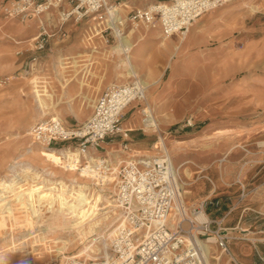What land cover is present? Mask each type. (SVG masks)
I'll return each instance as SVG.
<instances>
[{"label": "rangeland", "instance_id": "rangeland-1", "mask_svg": "<svg viewBox=\"0 0 264 264\" xmlns=\"http://www.w3.org/2000/svg\"><path fill=\"white\" fill-rule=\"evenodd\" d=\"M16 1L0 0V194L13 204L3 213L7 223L0 227V252L22 240L30 244L50 229L54 220L67 215L64 199L73 197L84 202L81 212L67 215L69 221L79 218L84 230L80 235L65 225L52 227L44 245L35 243L8 252L1 264H60L73 254L105 256L111 236L106 240L108 245L98 237L114 228L118 219L119 211L112 217L106 211L113 200L114 186L100 190L91 177L81 174L79 166L67 169L61 159L48 158L49 146L34 142L31 130L50 117L60 118L71 128L82 126L105 88L135 79L126 65L134 53L138 69L131 58L133 69L139 79L145 80V94L153 107L151 111L147 98H140L124 109L121 123L130 129L129 154L162 153L155 143L160 136L166 139L172 162L184 164L178 180L184 184L187 212L207 198L220 201L219 206H208L212 216H224L236 204L227 216V225L232 227L241 219V226L250 229V240L232 239L230 249L241 252L236 257L240 264H264L257 250L264 256V209L253 197L264 188V2L233 0L206 12L187 30L188 35L193 31L190 44L187 36L173 55L183 37L180 32L164 40L166 34L161 28L140 27L124 35L129 46L122 48L120 40L117 43L111 37L107 40V36L92 34L87 22L71 17L64 24L67 36L63 38L57 10L32 19L13 17L9 12ZM119 1L128 3L124 12L154 2ZM45 19L52 36L44 49H38L35 37L40 20ZM133 42L137 44L130 50ZM94 49L98 51L92 52ZM149 112L151 117H146ZM139 136L148 137L150 142L141 147L133 144ZM170 139L175 140L170 144ZM125 141L122 135L106 140L98 153L113 151L117 157H128ZM64 144L68 143L56 142L50 148L67 147ZM27 166L40 177L21 182L19 189L6 190L5 185ZM239 178L247 186L244 200H240ZM42 180H48L47 185L55 190L44 189L38 198L35 190L44 187L39 182ZM79 183L88 188L74 189ZM25 188L31 198L21 203L18 197ZM3 205L0 203V212ZM96 207L104 216L97 215V231L88 232V218ZM37 208L39 217L33 213ZM20 213L25 216L19 217ZM234 233L240 235L238 230ZM243 242L252 249L243 251ZM211 246L210 264H232L214 242Z\"/></svg>", "mask_w": 264, "mask_h": 264}, {"label": "built area", "instance_id": "built-area-1", "mask_svg": "<svg viewBox=\"0 0 264 264\" xmlns=\"http://www.w3.org/2000/svg\"><path fill=\"white\" fill-rule=\"evenodd\" d=\"M231 1L154 0L149 6L124 12L123 7L127 6H122L119 0H18L9 13L13 17L32 19L57 10L63 38L67 36L64 24L73 17L77 22H87L92 34L118 41L140 27L161 28L169 35L185 34L195 19ZM50 28L47 19L40 20L36 48L46 47L52 36ZM137 90L136 82L108 86L96 99L91 116L80 127L71 128L61 119L50 117L37 122L31 130L36 143L54 146L62 142L68 143L63 146L76 149L82 158L80 166L92 172L95 186L100 190L114 186L113 199L119 209L108 256L86 258L73 254L60 264H209L199 239L211 237L229 256V263L240 264L229 243L232 239H250L246 228L240 227V235H235L233 228L227 225V216L236 204L224 216H212L208 206L213 205L215 199L207 198L189 215L169 154L163 149L153 156L129 154L130 129L122 126L121 118L124 109L135 99ZM120 135L126 140L123 148L129 155L115 169L116 157L98 151L103 142ZM113 175L115 179L110 181ZM237 182L241 186L240 200H244L248 195L247 186L241 178ZM201 213L207 217L198 219L196 215ZM253 243L256 245V241ZM257 250L264 262L258 247Z\"/></svg>", "mask_w": 264, "mask_h": 264}, {"label": "bare ground", "instance_id": "bare-ground-1", "mask_svg": "<svg viewBox=\"0 0 264 264\" xmlns=\"http://www.w3.org/2000/svg\"><path fill=\"white\" fill-rule=\"evenodd\" d=\"M125 3L126 2H121V5L122 6H128V4L127 3L125 4ZM150 4H152V3H149L146 6H149ZM187 32L185 34H182V36L184 37L187 34ZM166 35H169V34H166ZM118 41H117V43H118ZM120 46L122 48L123 47L124 48H127L129 46V42H128V40L125 39L124 36H122V38L120 39ZM120 46L116 47L115 50L117 51ZM126 65L131 69L132 75L135 77V79L132 80L131 82H136L137 83V87H138V90L136 92V97L133 100V102L136 101L137 99H140V98L141 99H146L147 98L146 97V94H145L146 84L144 83V81L142 79H139L138 78L137 72L134 71L133 64H132V62L130 60V55H129V57L126 60ZM149 109L152 111V107L149 108ZM145 115H146V117H148V116L151 117V115H149V114H145ZM154 116H155V114H154ZM53 118L60 119V118H57V117H53ZM159 124H160V120H159ZM153 128H156V126L153 125ZM155 144H156L155 148L161 147L171 157V155L169 153V149L167 147L166 139H164L162 136H160L159 139L156 141ZM50 147H54V146H49V147L46 148L49 151L47 153L48 158L52 159L53 157H55V158L61 159V161L63 162V164L64 165H67L66 166L67 169H69L71 166H74V165L79 166V168H77V169H79V171L81 172L82 175H85V176H88V177H93V174H92V172L90 170L88 171L87 168H84L83 166H80V163L82 161V158L80 157V154L78 153V151L76 149H74L71 146L62 147V148H50ZM108 153L109 154H112V155H115L113 153V151H108ZM58 154H60L61 156H59ZM117 155H119V154H117ZM126 158H128V157H125L124 158V157H122L120 155H119V157L116 156V159H114V161H113V162H115L114 165H113L115 167V169L119 165V163L121 161H123L124 159H126ZM171 163H172L173 170L175 172V176H176L177 179H179L180 170L184 166V164L183 163L182 164H176L174 162V160L172 162V157H171ZM185 171H187V168H185ZM31 172H32V169L29 166L24 167L23 170H22V172L16 173L14 175V177L11 179V181H9L5 185L6 190L8 189V191H9V190L19 189V188H21L20 187V183L23 182V181L25 182V180H27L28 178H32V179L35 180V179H37V178L40 177L39 176V173H37V172L31 173ZM109 179H110V181H113L115 179L114 178V175L111 176ZM179 180H178V183H179L178 185L180 186L181 191L182 190L184 191V184L181 183ZM39 182H42L44 184V187L38 188V189L36 188L35 192H37L38 198H40V193L44 189L55 190L52 187L53 185L51 187L47 185V183H49L48 180H46V181L45 180H42V181H39ZM57 184L62 185V186H65L64 185L65 183H63V182H59ZM77 186L78 187H74V189H77L78 188L79 190H85V189L88 188L86 185H83V184H80V183ZM59 189H61V188H59ZM23 190L24 191H21L20 192V195L18 197L19 198L18 201L21 202V203L23 201H26V200L29 201L30 198H31L30 190L27 189V188H25ZM183 191H182V194H184ZM74 195H75V193H74ZM74 195H72V196H74ZM6 197L7 196L3 195L2 193L0 194V203L1 204H4L2 206L3 209L0 212V227L5 226L6 223H7L6 218L3 217L4 211L6 209H10V206H11V208L13 207V204H11L10 201H8L6 199ZM84 198H86V196H84ZM83 203L84 202L81 199L73 200V197L72 198H69L68 200H65V199L63 200V204L65 206H67V209L66 210L69 211V213L67 215H69L70 213L76 215L78 212H81L80 210L83 207V205H82ZM68 205H70V206H68ZM185 206H187V205H185ZM117 209L118 208H117V205L114 202V199L111 200L110 203H109V208H108V210H106L107 212H109V217H112V213L119 211ZM95 210H96V212H93L92 211L90 213V215H89V218H88L89 219L88 220V232H93L95 230L97 231L96 228L98 227V222H99V219H100V218L97 219V215H101V214L103 215V213H104L101 208L96 207ZM191 211H189V209H188V212L187 213L190 215L191 214ZM33 213H34L35 217H39V215H40L38 208L37 209H34ZM67 215L61 216V218H57L56 220H54L52 222L51 228L48 229V230H46L45 232H43V234L38 235L37 237H34L33 240L30 242V244L27 241L22 240L18 244L13 243L6 250H2L0 252V264H1V261L5 260L6 254H8V252H15L16 249H18V248L24 250V249H27L29 247V245H33L35 243L40 244V245H44L46 242H48V239H46V237L49 235L50 231L54 227L58 228L59 226L60 227H63L65 225V226H68L69 227V229L71 230V232L76 231V232H78L81 235L82 232H83V230H84V228L82 227L83 222H80L79 221V218H77L76 220H70L69 221V218L67 217ZM24 216L25 215H23L22 213L19 214V217H24ZM118 216H119V213H118ZM196 217L198 219H201L202 220V219L206 218L207 216H206V214L201 213V214H197ZM101 230H102V228H101ZM101 230H99V232ZM113 233H114V228L111 227V228L107 229L105 232H102V234H100V236L98 237V239H100V240L103 239L106 242L105 244L108 245V242L106 240L108 239V237L112 236ZM199 242L205 248L206 258H207V261L209 263L210 262V259H211V252L210 251H211V247H213L211 245H212L213 242L215 243V239L212 238V237L209 238V239H202L201 238V239H199ZM86 250H87V248H86ZM105 253H106L105 254V257L109 255V250H108L107 246L105 248ZM219 259H220V257H219Z\"/></svg>", "mask_w": 264, "mask_h": 264}, {"label": "crops", "instance_id": "crops-1", "mask_svg": "<svg viewBox=\"0 0 264 264\" xmlns=\"http://www.w3.org/2000/svg\"><path fill=\"white\" fill-rule=\"evenodd\" d=\"M126 4V3H125ZM128 4V3H127ZM125 8V7H124ZM189 30H190V28H189ZM188 30V31H189ZM6 32V31H5ZM167 36H169V35H165V36H163V39L165 40L166 39V37ZM188 36V37H187ZM186 37H187V43H188V45L190 44V42H191V40H193V38H194V36H193V31H191L190 33H189V35H188V32H187V34L184 36V37H181V39H180V42L178 43V44H176L175 45V51L173 52V55H175L176 54V51L177 50H179L180 49V47H181V43H183V41L186 39ZM162 39V40H163ZM163 42V41H162ZM137 43H135V42H133V45H132V47H131V49L130 50H132V49H134V47H135V45H136ZM98 51V49H94V51L92 50V52H97ZM135 53L132 55L131 54V56H130V60H131V58L133 59V62H134V59H135ZM131 62H132V60H131ZM133 62H132V64H133ZM135 63V62H134ZM135 66H136V69H138L137 68V64L135 63ZM134 66V64H133V67H135ZM136 69H134V71L136 70ZM137 74H138V72H137ZM145 81V80H144ZM148 84H149V86H150V82H147ZM106 89V88H105ZM104 89V90H105ZM103 90V91H104ZM103 91H102V93H103ZM101 93V94H102ZM100 94V95H101ZM99 95V96H100ZM98 96V97H99ZM150 98L148 97L147 98V100H145L146 101V104H148L149 105V108H151V107H153L152 105H151V103H150ZM153 111H155V109L153 108ZM153 113V112H152ZM154 114H155V112H154ZM149 115H151V112H149ZM153 115V114H152ZM155 116H156V114H155ZM157 117V116H156ZM141 119V121L143 122V124H144V119L141 117L140 118ZM146 123V122H145ZM160 128V127H159ZM157 135L158 136H160L161 134H160V132H157ZM208 137H211V136H208ZM109 140H111V139H109ZM149 140V138L148 137H145V136H139V137H137L136 138V140H135V143H133V144H136L137 146H139V147H141V146H144L146 143H149L150 141H148ZM175 139H170L169 140V142H170V144L171 143H173V141H174ZM179 139H176V141H178ZM180 140H182V139H180ZM187 139H185V141H186ZM107 145V144H106ZM105 145V146H106ZM104 147V146H103ZM232 148L233 147H231L230 148V151L232 150ZM217 150H219L220 152H222V153H225V151H223L221 148H219V149H217ZM224 157H227V156H224ZM253 197L254 198H257V199H259V205H260V207L262 208V209H264V188H261V189H259V190H257L256 191V193L253 195ZM213 199H215V198H213ZM219 204H220V201L218 200V199H215V202H214V204L212 205V206H214V205H216V206H219ZM211 213V212H210ZM226 221H227V223H228V220L226 219ZM241 223H242V220L240 219V220H238L237 222H235L234 223V225H232V227L231 228H233V233H234V231L236 230H238L239 231V229H240V227H242V228H246V227H243V226H241ZM246 230H247V233H249L250 232V229L249 228H246ZM235 234V233H234ZM235 235H237V234H235ZM253 239V238H252ZM255 240V239H254ZM244 243V249H243V251L244 250H249V249H252L250 246H249V244H247V243H245V242H243ZM248 246V247H247ZM233 253V252H232ZM234 255H235V257H239V254H241V252H239V251H236V250H234V253H233Z\"/></svg>", "mask_w": 264, "mask_h": 264}]
</instances>
